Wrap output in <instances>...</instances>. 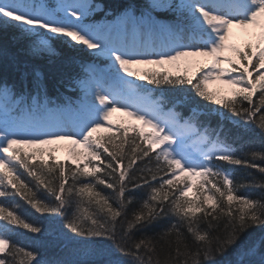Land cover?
<instances>
[{
	"label": "snow or ice",
	"instance_id": "snow-or-ice-1",
	"mask_svg": "<svg viewBox=\"0 0 264 264\" xmlns=\"http://www.w3.org/2000/svg\"><path fill=\"white\" fill-rule=\"evenodd\" d=\"M92 10L89 0H59L55 7L0 0V40L22 43L34 58L59 55L64 42L106 61L82 62L69 77L81 92L72 107H49L38 70L23 73L19 92L0 84V264H61L38 259V249L15 239L16 229L42 234L33 211L63 217L68 239L111 241L110 248L84 250L100 257L91 264H264V232L254 231L264 229V180L237 183L224 167L264 175V143L238 151L228 127L241 118L264 140V0H149L140 16L120 18L115 28L124 38L117 40L85 22ZM157 10L174 19L157 21ZM233 26L258 28L248 33L258 39L234 42ZM0 57L10 58L6 45ZM181 60L197 63L196 72L181 70ZM214 79L234 86L231 95L209 90ZM148 85H190L194 95L173 98L166 109L163 95L152 100ZM181 103L186 113L177 110ZM116 111L139 123H114ZM64 140L70 161L43 147ZM193 177L200 180L194 184ZM249 186L262 194L240 192Z\"/></svg>",
	"mask_w": 264,
	"mask_h": 264
},
{
	"label": "trees",
	"instance_id": "trees-1",
	"mask_svg": "<svg viewBox=\"0 0 264 264\" xmlns=\"http://www.w3.org/2000/svg\"><path fill=\"white\" fill-rule=\"evenodd\" d=\"M39 1L40 0H37V2ZM45 1H49L51 4L52 2H55V0ZM91 5L93 6V10L89 12V18L91 21L96 22L99 20H110L127 11H130L134 16H138L142 12H146L148 10L149 0H91ZM152 16L161 23H168L174 19L173 13L167 10L154 11L152 12ZM0 45H6L10 53L9 59L0 57V84L6 82L10 87L14 86L16 91L19 92L21 82L23 80V73L27 72L31 74L34 73L35 70H38L43 75L49 98V107L52 108L57 106L61 108L65 106H74L81 96V92L79 88L75 87V85L68 84L69 77L81 72L80 64L82 62H99V57L94 56L87 50L83 48L71 49L70 46L64 42H59L56 47L59 55L53 57L43 56L35 58L27 55V53L22 50V43L13 44L10 40L4 39L0 40ZM69 55L74 57V62H68L66 58ZM11 56H15V63L11 60ZM23 82L27 84V80H24ZM140 83L146 82L140 81ZM148 87L152 89L151 95L158 98L163 95L164 101L162 102L164 103V106L167 107L172 106L168 101L173 98L183 101L185 97L191 98L194 95L190 85H178L175 86V88L168 85L160 87L148 85ZM258 95L259 93H257L253 99H258ZM198 99L199 98H197V100ZM200 106H204L203 102H200ZM176 107L178 111L187 112V108L183 103L177 104ZM233 120L240 121L239 126L228 123V127L233 129V136L230 137V143L233 144V147L238 151L242 147L244 148V151H248L249 149L246 146L251 145L256 150H259L260 145L264 143V140L261 139L258 130L255 129V126L244 125L241 118L233 117ZM213 124H215V120L213 121ZM101 131L103 132L104 130ZM129 135H132V133L129 132ZM18 147L25 148L21 145ZM25 149L29 151L31 150V148ZM55 156L61 161L71 160L60 156L58 157L56 154ZM44 158L47 159L48 154H44ZM256 162L261 163L259 160ZM137 163L139 164V161ZM224 167L234 175L237 183L249 184L253 179L257 182L264 180V175L259 173L256 169L231 164H224ZM20 171L23 172V169ZM22 179H25L26 182L31 181V178L27 177L26 173L22 176ZM199 180L200 178L195 180L193 183L195 184ZM101 190H104L102 186ZM105 191L110 192V190ZM240 192L250 194L252 197H258L262 194V190L258 186L241 188ZM194 193L195 189L193 188L190 190V195ZM143 194L142 190L141 195ZM17 201H19L18 197ZM19 202L23 203L22 201ZM25 207L27 206L25 205ZM31 215L36 221H38V226L42 228V234L31 233L24 229H16L15 231L17 235L15 239L19 242L20 246H26L29 250L32 248L38 249V259L44 261H59L61 264H78V262L87 260L91 264V261H98L100 257L85 256V249L100 247L107 249L112 246L111 241L89 242L79 238L75 240L68 239L71 234L68 233L66 228H64L63 217L57 215H40L34 211ZM254 231L259 234L260 232H264V229H254ZM55 236H61L64 239L57 242L53 239Z\"/></svg>",
	"mask_w": 264,
	"mask_h": 264
},
{
	"label": "rangeland",
	"instance_id": "rangeland-1",
	"mask_svg": "<svg viewBox=\"0 0 264 264\" xmlns=\"http://www.w3.org/2000/svg\"><path fill=\"white\" fill-rule=\"evenodd\" d=\"M40 2L46 4L49 7H55L59 3V0H55V2H52V4L49 1H45V0H40ZM89 2L91 4V0H89ZM126 13L132 14L130 11H127L125 13L117 15L116 17H114L110 20L109 19L106 21L105 20H99L96 22L90 20V18H89L90 13H88V15L86 16L85 22L89 23V24H93V25L97 26L98 28H100L102 30L103 34L106 37L110 38L111 40L123 39L124 36L122 34H118V32L115 28V25L118 24L120 18ZM138 16H140V15H138ZM258 32H259L258 28L249 27L248 29H245V28H242L239 26H233V33H234L233 41L240 44V45H243L249 39H252L254 42L256 39H258V36H249L248 33H258ZM127 39L129 41H131L133 39L131 27L129 28V31L127 33ZM190 59L194 62H204L205 60H207L209 62L211 61L210 57H192ZM98 61L100 62V63L97 62L98 65H100L101 67L105 66L106 61H105L104 57H99ZM180 63H181V70H183V68L186 66L188 67L189 75H192L194 72H196V68L198 67L197 63L185 65V62L183 60H181ZM134 67H145V66H134ZM148 67H154V66H148ZM166 67H167V65H166ZM225 79H227V77H225ZM137 82L140 83V81H137ZM207 87L210 90L217 91L219 93V95H226L227 96V95H231V89L234 86L223 83L221 80L214 79V80H211L208 82ZM151 98H152V100H156L158 97L151 95ZM164 107L166 109L168 108L167 106H164ZM112 120L114 121V123H117V124H119L121 122L133 123V124L139 123L138 121L132 120V118L126 116L121 111L114 112L112 114ZM145 130L148 131V129H145ZM69 144H70L69 141L64 140V141L56 142V144L53 146L45 145L43 147H45V148L56 147L57 151L55 154L58 157L60 156V157L71 159L70 154L68 152V145ZM18 146H20V145H18ZM18 146H16V147H18ZM21 146H24L25 148H28V149L32 147V146H28V145H21ZM44 154H47V152H45ZM198 178L199 177H193V182L195 180H197Z\"/></svg>",
	"mask_w": 264,
	"mask_h": 264
}]
</instances>
